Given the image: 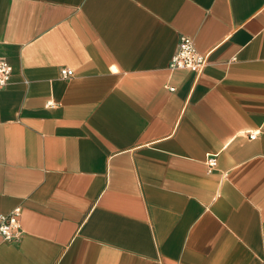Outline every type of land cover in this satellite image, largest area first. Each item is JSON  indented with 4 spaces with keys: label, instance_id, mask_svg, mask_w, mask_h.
<instances>
[{
    "label": "crops",
    "instance_id": "crops-1",
    "mask_svg": "<svg viewBox=\"0 0 264 264\" xmlns=\"http://www.w3.org/2000/svg\"><path fill=\"white\" fill-rule=\"evenodd\" d=\"M0 57V264H264V0H0Z\"/></svg>",
    "mask_w": 264,
    "mask_h": 264
},
{
    "label": "built area",
    "instance_id": "built-area-1",
    "mask_svg": "<svg viewBox=\"0 0 264 264\" xmlns=\"http://www.w3.org/2000/svg\"><path fill=\"white\" fill-rule=\"evenodd\" d=\"M208 52H199L193 45L192 39L186 35H180L177 39L176 49L172 54L168 66L169 68H185L195 74H199L207 61ZM11 72L10 64L0 57V88L5 86L8 82ZM70 68H60L59 74L61 78H66L71 75ZM253 134H248L249 138H253ZM213 158L207 160L210 166L213 164ZM19 207L12 208L6 214H0V237L4 240H14L19 237L21 233L19 223Z\"/></svg>",
    "mask_w": 264,
    "mask_h": 264
}]
</instances>
